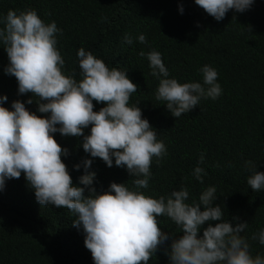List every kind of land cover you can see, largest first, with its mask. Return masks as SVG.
Masks as SVG:
<instances>
[{
    "label": "clouds",
    "instance_id": "obj_1",
    "mask_svg": "<svg viewBox=\"0 0 264 264\" xmlns=\"http://www.w3.org/2000/svg\"><path fill=\"white\" fill-rule=\"evenodd\" d=\"M194 2L209 14L206 19L220 21L235 16L247 22L254 0ZM179 11L183 12L182 6ZM261 24L263 28L253 24L257 25L256 35L249 29L241 40L233 35L235 29L222 33L236 38L239 47L250 52L251 41L256 45L264 41V21ZM60 32L55 21L45 22L34 8L9 9L0 16V45L8 58L4 73L15 77L18 94H32L23 102L12 100L10 107L4 105L7 95H0V191L6 180L19 178L23 173L34 191L29 195V209L53 205L73 213L72 224L82 229L84 246L90 251L93 264L158 262L155 253L170 238L158 226L160 216L169 218L182 233L171 239L165 250L168 261L163 263L264 264V257L259 253L253 256L247 239L241 235L247 221L233 225L223 218L220 204L214 205V186L200 187L198 201L191 203L187 202L189 192L184 186L159 197L141 191L148 187L153 157L159 163L166 147L157 139V131L148 119L142 117L138 103H129L130 94L138 85L126 71L109 68L102 58L84 47L76 51L80 78L75 79L74 74L64 71L65 61L57 47L56 34ZM123 39L132 43L127 33ZM136 39L145 43L142 33ZM140 55L146 56L150 74L158 80L155 99L162 101L174 117L189 112L201 98L216 99L221 94L218 73L208 64L198 69L202 81L181 83L169 76L160 52L151 49ZM257 71L264 74L262 66ZM34 97L37 110L31 111L25 105L31 104ZM94 100L104 106L94 111ZM85 128H89L88 134H84ZM55 133L82 136L81 146L89 156L73 165L74 169L83 167L78 184L72 183L61 159L69 151L56 141ZM89 157L101 158L108 167H124L132 177V187L111 182L107 190L97 192L92 187L96 173L90 170ZM203 160L201 154L192 169L197 180L193 185L202 181ZM245 166L251 173L247 184L253 191L264 190V172L257 171L252 161H245ZM211 221L219 222L213 225ZM206 223L202 235H198ZM251 239L264 245V227L254 232Z\"/></svg>",
    "mask_w": 264,
    "mask_h": 264
},
{
    "label": "trees",
    "instance_id": "obj_2",
    "mask_svg": "<svg viewBox=\"0 0 264 264\" xmlns=\"http://www.w3.org/2000/svg\"><path fill=\"white\" fill-rule=\"evenodd\" d=\"M179 6L183 7L182 13ZM27 8H34L45 22L55 21L61 29L56 34L57 47L65 61L64 71L74 74L75 79L80 78L76 51L84 47L109 68L126 71L138 85L129 103H138L142 117L148 119L157 131V139L166 147L159 163L153 157L148 187L141 191L159 197L184 186L189 192L187 202L191 203L198 201L200 187L214 186L217 199L213 203L220 204L223 218L233 225L247 221L241 235L247 239L253 256L259 253L264 257V245L251 239L264 227V190L253 191L247 184L251 173L245 166V161H252L257 171L264 172V74L257 71L259 66L264 71V41L257 45L251 41L247 52L236 39L247 36L249 29L256 35L254 23L263 28L264 0H254L247 22L235 16L220 21L206 19L209 14L194 0H0V16L9 9ZM233 29L236 38L222 33ZM125 33L132 38L131 44L124 42ZM141 33L145 43L136 39ZM151 49L161 53L169 76L181 83L202 81L198 69L204 64L212 66L218 73L221 94L216 99L201 98L189 112L172 116L163 102L155 99L158 80L150 74L146 56L140 55ZM7 63V54L0 45V95H7L4 105L10 107L12 100L23 102L32 94H18L15 77L4 73ZM35 99L26 108L36 111ZM93 105L97 111L104 103L94 100ZM54 138L68 149L69 154L61 159L72 183L78 184L83 167L74 169L73 165L89 156L81 146L82 136L55 133ZM201 154L202 181L193 185L197 180L192 169ZM91 159L90 170L96 173L92 187L97 192L107 190L111 182L132 187V177L124 167H108L99 157ZM32 193L23 173L6 180L0 191V264H93L82 229L72 224L74 214L62 206L29 209ZM217 222L211 221L213 225ZM158 226L170 238L158 247V262L149 260L148 264H167L163 263L168 261L165 250L171 239L182 234L165 216L158 217Z\"/></svg>",
    "mask_w": 264,
    "mask_h": 264
}]
</instances>
